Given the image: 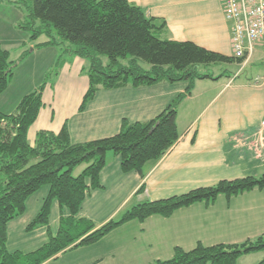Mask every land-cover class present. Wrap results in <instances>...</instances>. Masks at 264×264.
<instances>
[{"label": "crops", "instance_id": "obj_1", "mask_svg": "<svg viewBox=\"0 0 264 264\" xmlns=\"http://www.w3.org/2000/svg\"><path fill=\"white\" fill-rule=\"evenodd\" d=\"M129 1L142 7L148 16L166 23L164 39L188 41L233 56L232 24L226 19L223 0ZM47 41L30 44L26 37L0 40V45L10 52V47L19 48V58L26 50L23 44H30L32 49L17 63L12 80L0 96V111L6 114L13 113L22 98L43 83L48 77L47 69L58 67L54 79L44 90V105L38 118L29 129L28 139L32 145L39 132L59 133L66 124L74 144L111 137L120 131L124 119L130 122L153 120L189 85L188 81H163L147 86L100 89L81 110L89 88V77L84 71L88 62L66 54L57 66L59 47H36ZM37 60L46 61L44 68L30 71L12 89L23 62L33 66ZM238 67L240 70L251 68L253 76L242 77ZM213 68L220 69L211 72L214 75L225 72L226 76L196 80L192 94L178 108L180 139L172 149L160 160L145 165V178L136 171L124 172L120 157L109 154L100 174L102 188L90 191L78 217L100 226L111 219H120L128 209L146 199H165L215 185L221 180L254 176L252 173L260 169L257 162H264L261 137L264 43L257 44L241 64ZM144 182L145 192L137 194ZM49 191V186H43L30 196L25 213L9 223L7 248L10 252L35 251L49 241V230L57 234L62 215H69L58 201L52 203L49 227L27 230ZM263 234L264 189H254L230 200L221 195L210 206L195 203L168 218L154 215L144 222L130 221L96 244L68 250L43 264H152L158 259L172 258L178 246L189 251L199 242L206 246L236 244ZM111 236L114 237L109 239ZM263 258L264 251L254 252L242 256L238 264H257Z\"/></svg>", "mask_w": 264, "mask_h": 264}, {"label": "trees", "instance_id": "obj_2", "mask_svg": "<svg viewBox=\"0 0 264 264\" xmlns=\"http://www.w3.org/2000/svg\"><path fill=\"white\" fill-rule=\"evenodd\" d=\"M31 1V23L26 20L31 24L26 28L33 30L30 40L36 41L43 35L48 37L47 42L36 47L69 44L60 49L57 66L66 54L88 62L84 71L89 77V88L81 110L100 89L147 86L163 81H188L189 85L153 120L130 122L124 119L117 134L78 144L72 143L67 124L59 133L39 132L34 145L29 142L28 132L44 105L43 94L49 75L36 90L22 98L13 113L0 111V264H43L68 250L96 244L130 221L144 222L154 215L168 218L195 203L210 206L221 195L230 200L254 189H264L263 172L259 177L221 180L215 185L165 199H146L128 209L120 219H111L100 226L78 217L90 191L102 188L100 174L109 154L120 157L124 172L136 171L145 178V165L160 160L180 139L178 108L192 94L196 80L226 76L225 72L216 76L207 70L223 64H241L244 59L192 42L164 39L166 23L148 16L142 7L129 0ZM31 52V48L26 49L19 60H24ZM17 63L11 59V52L0 45V96L12 80ZM83 165V170L74 175ZM43 186H49L50 191L27 230L49 227L54 201L67 209L69 215H62L57 234L49 230V241L39 249L29 253L10 252L8 225L25 213L28 198ZM145 190L144 182L137 194ZM260 251H264V234L236 244L206 246L199 242L189 251L178 246L172 258L158 259L152 264H238L242 256ZM257 264H264V258Z\"/></svg>", "mask_w": 264, "mask_h": 264}, {"label": "rangeland", "instance_id": "obj_3", "mask_svg": "<svg viewBox=\"0 0 264 264\" xmlns=\"http://www.w3.org/2000/svg\"><path fill=\"white\" fill-rule=\"evenodd\" d=\"M12 2H8L7 0H1L0 1V40H7L8 38H16V37H26V40L28 42H30V44H32L31 42H35L36 41H45L48 40V37L43 35L41 36V38H39L36 41H32L30 40V36L33 33L32 29L26 28L29 25V23H26L29 21L31 23V20L29 18V8L32 5V1L31 0H10ZM21 19L24 20L23 23H21ZM40 22H38V24L36 26L39 25ZM25 26V27H24ZM53 34L55 37L58 38V40L61 41L59 35L57 34V32L55 30H53ZM3 44H5V41H3ZM30 44L27 43V46L24 47L25 49H29ZM69 44H66L65 46L67 47ZM2 46V45H1ZM64 44H60L59 48L63 50V48H65ZM12 49L11 50V58L13 60H15L16 62H20L19 58V48L16 47H10ZM20 49H23L22 47H20ZM59 49V50H60ZM104 61L107 62L108 58L107 57H103ZM127 60H124V62H126ZM145 67H147L146 63H142ZM27 65V64H26ZM25 63L23 62L22 66H20L21 68H19L17 70L18 76L14 82V86L17 84L18 81L24 79L27 77V75L30 74V71H33L34 69H36L37 71H40L44 68V66L46 65V61L43 62L41 60H37L34 62L33 66L32 65H27L26 66ZM37 67V68H35ZM58 67H51L50 69H47L48 71V75H49V81L54 79V76L56 74ZM202 66H201V70H202ZM241 67H238V70H240ZM220 69L219 68H210L207 70V72H219ZM240 74L242 75V77H252L253 75V71L251 70V68H244L242 70H240ZM11 89V88H10ZM11 91V90H10ZM263 161H258L257 164L260 165V169H258L257 171L253 172L252 174L256 177H259L263 174L264 172V165H263ZM85 167V165L78 167L75 172L74 175H78L83 168ZM108 236V235H107ZM111 238L109 239H112ZM104 239V238H103Z\"/></svg>", "mask_w": 264, "mask_h": 264}, {"label": "built area", "instance_id": "obj_4", "mask_svg": "<svg viewBox=\"0 0 264 264\" xmlns=\"http://www.w3.org/2000/svg\"><path fill=\"white\" fill-rule=\"evenodd\" d=\"M226 19L232 24L233 55L247 59L264 43V0H223ZM264 143V119L262 121Z\"/></svg>", "mask_w": 264, "mask_h": 264}]
</instances>
